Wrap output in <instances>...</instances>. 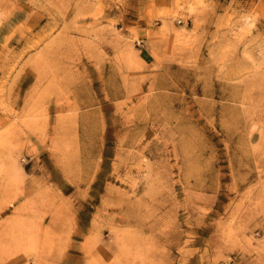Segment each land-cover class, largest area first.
<instances>
[{"label":"rangeland","instance_id":"374dc122","mask_svg":"<svg viewBox=\"0 0 264 264\" xmlns=\"http://www.w3.org/2000/svg\"><path fill=\"white\" fill-rule=\"evenodd\" d=\"M0 264H264V0H0Z\"/></svg>","mask_w":264,"mask_h":264}]
</instances>
